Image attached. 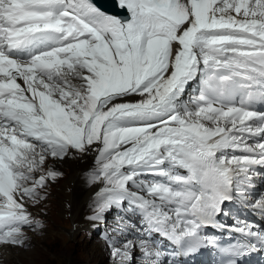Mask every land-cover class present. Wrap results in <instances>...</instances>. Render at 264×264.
I'll return each instance as SVG.
<instances>
[{"label":"snow or ice","instance_id":"snow-or-ice-1","mask_svg":"<svg viewBox=\"0 0 264 264\" xmlns=\"http://www.w3.org/2000/svg\"><path fill=\"white\" fill-rule=\"evenodd\" d=\"M117 6L0 0V246L44 231L49 160L91 155L86 219L112 264L264 259V223L220 220L264 221V0Z\"/></svg>","mask_w":264,"mask_h":264},{"label":"rangeland","instance_id":"rangeland-1","mask_svg":"<svg viewBox=\"0 0 264 264\" xmlns=\"http://www.w3.org/2000/svg\"><path fill=\"white\" fill-rule=\"evenodd\" d=\"M59 166L60 168L57 167L56 170L63 175L50 183L47 189V199L29 209L33 215L40 213L39 218L45 224L44 231L34 233L32 230L25 228L26 236L33 239V242L26 244L25 247L0 246V264H95L94 260L96 259L100 260H96V264H112L105 250L99 228L91 227L86 223L88 222L86 217L91 215V197L86 199L85 195L76 197L74 203L71 202L72 198H70L67 209L56 207L60 196L55 193L60 191V182L67 181L71 174L68 165H62L59 162ZM259 188L261 189L262 186ZM75 213L79 217L81 216V219L83 218L79 230L76 231L73 222H78L79 219L75 216ZM113 215H109L108 223ZM4 249L5 254L10 251L8 253H12V256L7 258L2 256V250ZM19 250H22L24 254L21 257L22 260L17 257ZM33 250L34 252H32Z\"/></svg>","mask_w":264,"mask_h":264},{"label":"bare ground","instance_id":"bare-ground-1","mask_svg":"<svg viewBox=\"0 0 264 264\" xmlns=\"http://www.w3.org/2000/svg\"><path fill=\"white\" fill-rule=\"evenodd\" d=\"M59 162L62 165H68L70 170H71V174H70L69 179L67 181L60 182V185H59L60 191L58 193H55L56 195L60 196V198L57 201L56 207H59L61 209H67L70 198H72L71 202L74 203L76 197H82L83 195H85V199L88 197H91V199H92L93 193L95 192L96 189L87 184L86 179H85V174H84V170L88 169L90 167V165L92 164V156L88 155V156H85L83 158H66L65 160L54 161V162L49 160L50 164L54 163L55 168H57V167L60 168ZM259 183L261 184L262 182L259 181ZM256 189L258 190L257 186H256ZM73 207H74V205H73ZM51 208H53V207L51 206ZM29 209H32V207L30 206ZM79 213H81V212H79ZM75 214H76L75 216L79 219L78 222H75V221L73 222L74 228L76 231V230H79L80 222L81 223L83 222L82 221L83 218L81 219L80 218L81 216L79 217L77 215V213H75ZM86 223H87V225H90L92 227V224L89 221ZM111 223H113V216L109 220V224H111ZM32 242H33V239L29 236V237H27L25 244H31ZM100 246H101V244H100ZM2 252H3L2 256H5V258H7L8 256H10V257L12 256V253L9 254L10 251H8L9 253L6 252V254H5V249H4V250H2ZM11 252H13V251H11ZM32 252H34V250ZM23 255H24L23 251L19 250L17 257H19V259H21V257ZM2 259L4 260V258H2ZM96 260L100 261L99 259H96ZM96 260H94L95 264H96ZM84 264H88V263H84Z\"/></svg>","mask_w":264,"mask_h":264},{"label":"water","instance_id":"water-1","mask_svg":"<svg viewBox=\"0 0 264 264\" xmlns=\"http://www.w3.org/2000/svg\"><path fill=\"white\" fill-rule=\"evenodd\" d=\"M114 0H94L95 3H97L100 7H102L103 9L107 10L108 12H112V13H118L119 15H123L124 14V10H122L121 8H115Z\"/></svg>","mask_w":264,"mask_h":264}]
</instances>
